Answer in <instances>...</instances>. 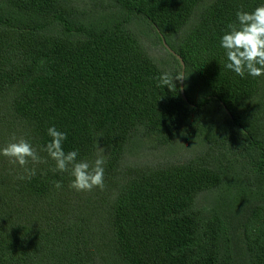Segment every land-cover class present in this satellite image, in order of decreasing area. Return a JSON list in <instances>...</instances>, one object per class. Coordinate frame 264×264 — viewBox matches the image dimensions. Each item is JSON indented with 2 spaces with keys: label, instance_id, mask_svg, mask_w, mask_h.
<instances>
[{
  "label": "trees",
  "instance_id": "1",
  "mask_svg": "<svg viewBox=\"0 0 264 264\" xmlns=\"http://www.w3.org/2000/svg\"><path fill=\"white\" fill-rule=\"evenodd\" d=\"M97 1L90 14L74 0H0V146L23 137L46 161L21 180L0 156V264H264V76L226 69L220 47L236 12L264 0ZM162 37L184 62L186 100L180 81L154 79L182 68ZM52 126L77 160L103 149V189L51 170ZM182 139L202 151L126 162Z\"/></svg>",
  "mask_w": 264,
  "mask_h": 264
},
{
  "label": "clouds",
  "instance_id": "2",
  "mask_svg": "<svg viewBox=\"0 0 264 264\" xmlns=\"http://www.w3.org/2000/svg\"><path fill=\"white\" fill-rule=\"evenodd\" d=\"M235 22L226 26L220 37V47L224 50L227 63L225 68L233 71L243 78L245 73L255 78L264 76V3L255 7L252 11L238 10L235 14ZM186 74L181 68L174 74L163 72L154 79L157 86H167L176 90L177 81L186 79ZM47 135L51 138L41 151L47 154L55 166L51 170L68 173L71 177L69 187L77 191H91L93 188H104V164L103 149L98 147L99 154L94 162L77 160L78 150L64 151L63 142L67 138L65 132L57 130L55 126L47 129ZM0 156L6 157L13 166H19L23 175L18 179H31L36 175V165L46 162L33 145L23 137L13 136L9 142L0 146ZM59 181L54 182V187H61Z\"/></svg>",
  "mask_w": 264,
  "mask_h": 264
},
{
  "label": "rangeland",
  "instance_id": "3",
  "mask_svg": "<svg viewBox=\"0 0 264 264\" xmlns=\"http://www.w3.org/2000/svg\"><path fill=\"white\" fill-rule=\"evenodd\" d=\"M75 4L85 8L90 11V14L95 13L92 11L95 8V5L98 4L97 0H74ZM98 9V8H96ZM142 38L150 49L151 53L161 61V52L155 44L154 40L146 35H142ZM201 146L197 142H189L185 140H180L174 146H163L159 144H148L144 143L142 149L136 153H132L126 156V162L129 164H138V165H155L168 163L170 161H179L184 160L197 152H201ZM215 193H203L199 196V199L202 202H207L212 200Z\"/></svg>",
  "mask_w": 264,
  "mask_h": 264
},
{
  "label": "water",
  "instance_id": "4",
  "mask_svg": "<svg viewBox=\"0 0 264 264\" xmlns=\"http://www.w3.org/2000/svg\"><path fill=\"white\" fill-rule=\"evenodd\" d=\"M162 44L170 53H172L173 55H175L179 59L181 67L184 70L185 69V65H184V62H183L182 58L178 54H176L169 47V45L166 43V41H165V39L163 37H162ZM180 93H181V96L183 97V99L186 100L187 98H186L185 91H184V80L180 81ZM221 104L223 105V107H224L225 111L227 112V114L231 117V114L228 111V109L225 107V105L223 103H221Z\"/></svg>",
  "mask_w": 264,
  "mask_h": 264
}]
</instances>
